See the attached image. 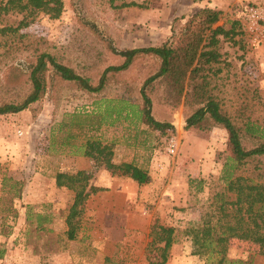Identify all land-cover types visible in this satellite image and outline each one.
I'll return each mask as SVG.
<instances>
[{
    "label": "rangeland",
    "instance_id": "374dc122",
    "mask_svg": "<svg viewBox=\"0 0 264 264\" xmlns=\"http://www.w3.org/2000/svg\"><path fill=\"white\" fill-rule=\"evenodd\" d=\"M108 1L62 0L56 19L0 10V28L16 27L25 17L15 35H0V104L26 95L37 54H49L95 85L105 69L123 61L109 45L116 50L158 47L170 42L195 11L215 8L223 17L214 25L233 26L234 35L232 40L217 36L220 63L211 79L213 94L241 128L250 120L263 133L257 137L242 130L243 147L264 141V0ZM130 2L145 8L122 6ZM157 68L155 58L140 56L125 71L105 73L103 88L94 94L59 81L49 68L37 102L0 116V264H148L153 223L176 233L165 264H204L191 254L182 231L222 188L228 134L222 126L185 130L184 121L196 107L175 104L158 81L145 89L150 115L172 125V132L160 134L131 116L124 118V112L117 115L120 99L141 107L139 90ZM88 139L110 144L113 164L132 162L147 172L148 181L137 185L83 157ZM77 171L90 174L89 185L97 191L83 202L76 239L67 241L64 218L72 193L55 188L53 176ZM254 251L250 242L231 240L225 258L264 264Z\"/></svg>",
    "mask_w": 264,
    "mask_h": 264
},
{
    "label": "trees",
    "instance_id": "16d2710c",
    "mask_svg": "<svg viewBox=\"0 0 264 264\" xmlns=\"http://www.w3.org/2000/svg\"><path fill=\"white\" fill-rule=\"evenodd\" d=\"M108 2L111 4L113 0ZM122 6L145 8L144 4L133 2ZM0 10L27 12V16L40 12L50 19H56L62 10V0H6L0 5ZM221 17V10L201 8L186 18L170 42L158 47L116 50L109 45L110 52L123 61L118 66L105 69L95 85H91L88 79L80 77L71 68L57 63L49 54H37L29 67L28 92L16 103H1L0 116L19 113L37 102L46 90V73L49 68L59 81L72 83L76 88L94 94L103 88L105 73L125 71L140 56L155 58L158 61L157 71L144 80L139 90L141 107L137 109L135 105L120 99L116 114L124 112V118L131 116L160 134L172 132V125L158 122L150 115V100L145 89L158 81L166 86V91L175 99V104L196 107L184 121L185 130H206V127L215 126L225 128L230 156L225 157L220 166L219 180L223 184L222 188L211 195L204 214L196 222L188 224L182 234L190 241L191 254L203 258L204 264H241L240 261L225 258V251L231 240L254 244L256 251L253 254L264 259V162L260 159H264V141H257L250 148L243 147L242 130L250 136L262 137L263 133L260 134V128L250 120H246L241 128L236 118L220 107L217 96L213 94L215 86L213 88L211 85V79L219 70L216 66L220 63L217 36L232 40L234 35L233 26L225 29L223 25H214ZM23 26L25 17L16 27H1L0 35H15ZM18 37L22 38L24 35ZM82 156L99 162L107 170L119 172L137 185L148 181L147 172L132 162L113 164L112 146L97 139L85 141ZM90 179V174L84 171L73 174L57 172L53 176L55 188L72 193V201L64 218V235L67 241L76 239L83 202L97 191L89 185ZM16 185L18 184L13 183L12 186ZM12 186L11 190L14 188ZM18 190L19 188L14 192ZM36 226L43 231L39 222ZM175 236L172 227L152 224L149 231L150 242L145 251L148 264H165L168 250L176 242Z\"/></svg>",
    "mask_w": 264,
    "mask_h": 264
},
{
    "label": "crops",
    "instance_id": "0c3cea01",
    "mask_svg": "<svg viewBox=\"0 0 264 264\" xmlns=\"http://www.w3.org/2000/svg\"><path fill=\"white\" fill-rule=\"evenodd\" d=\"M189 135V133H186V136H188ZM212 135H213V133H212ZM212 137V136H211Z\"/></svg>",
    "mask_w": 264,
    "mask_h": 264
},
{
    "label": "built area",
    "instance_id": "2783aa9c",
    "mask_svg": "<svg viewBox=\"0 0 264 264\" xmlns=\"http://www.w3.org/2000/svg\"><path fill=\"white\" fill-rule=\"evenodd\" d=\"M170 152L172 153L173 151L171 150Z\"/></svg>",
    "mask_w": 264,
    "mask_h": 264
}]
</instances>
